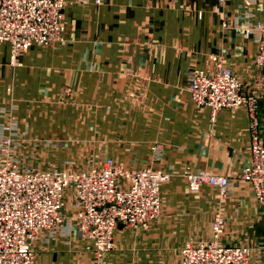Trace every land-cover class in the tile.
Here are the masks:
<instances>
[{
    "label": "crops",
    "instance_id": "1",
    "mask_svg": "<svg viewBox=\"0 0 264 264\" xmlns=\"http://www.w3.org/2000/svg\"><path fill=\"white\" fill-rule=\"evenodd\" d=\"M63 13L62 44L33 45L16 65L10 45L0 44V137L34 143L22 152L42 170L98 167L110 158L172 175L162 186L161 217L148 230L120 224L105 264H178L186 243L211 239L218 191L193 192L187 171L230 178L224 242L254 246L252 262L264 264L263 212L239 177L249 161L248 113L213 117L187 91L190 71L209 70L219 56L243 92L264 101L258 35H245L264 23V0H67ZM73 212L70 192L66 219ZM66 225L42 235L36 264H96L90 245Z\"/></svg>",
    "mask_w": 264,
    "mask_h": 264
},
{
    "label": "built area",
    "instance_id": "2",
    "mask_svg": "<svg viewBox=\"0 0 264 264\" xmlns=\"http://www.w3.org/2000/svg\"><path fill=\"white\" fill-rule=\"evenodd\" d=\"M227 1L217 0L219 6ZM66 4L67 0H0V44L10 45L12 65L19 64L18 58L33 45L49 48L64 43ZM254 31L258 35L255 65L264 90V23L246 29V37ZM243 87L223 59L212 56L209 70L190 71L187 91L194 106L210 109L213 117L222 110L246 109L251 136L249 161L239 177L251 186L264 213V135L260 131L259 98L245 94ZM12 141L1 140L8 150ZM153 150L157 157L161 147ZM16 160L9 151L0 154V264H36L35 245L42 235L55 234L66 224L76 228L90 245L96 264H105V257L115 247V231L120 224L132 231L148 230L161 217L162 186L172 179L171 174L156 168L127 169L110 158L98 167L67 170H42ZM184 178L193 192L203 186L215 188L220 207L211 223V239L186 243L178 264H254V246H230L223 239L228 221L222 206L228 198L230 178L188 171ZM70 192L74 212L66 219Z\"/></svg>",
    "mask_w": 264,
    "mask_h": 264
},
{
    "label": "rangeland",
    "instance_id": "3",
    "mask_svg": "<svg viewBox=\"0 0 264 264\" xmlns=\"http://www.w3.org/2000/svg\"><path fill=\"white\" fill-rule=\"evenodd\" d=\"M4 138H6V137H3V136L0 137V154H1V152H3V151H4V152L9 151L10 154H11V157H12L14 160L18 159V158H19L18 156H21V159L19 158L18 160H16L19 164H23V162L29 164V163L26 161V155H25V153L22 152V149L25 148V150H26V149H28V148L31 147V146H32V148L34 149V148H35V144H34V143L30 144V142H24V141H23V143H18L19 140H16V141H12V143H11V145H10L11 148L8 150L9 147L2 145L1 140L4 139ZM17 141H18V142H17ZM20 142H22V141H20ZM36 165H37V163L34 164L33 166L36 167L37 169H39V166H36ZM29 166H32V165L30 164ZM33 166H32V167H33ZM113 250H114V248H113ZM113 250H112V251H113ZM112 251H111V252H112ZM111 252H109V253H111ZM109 253H108V254H109ZM108 254H107V255H108Z\"/></svg>",
    "mask_w": 264,
    "mask_h": 264
},
{
    "label": "water",
    "instance_id": "4",
    "mask_svg": "<svg viewBox=\"0 0 264 264\" xmlns=\"http://www.w3.org/2000/svg\"><path fill=\"white\" fill-rule=\"evenodd\" d=\"M259 106H260V114L262 115V119L264 120V101L259 100ZM260 229L263 230L264 233V213L262 216L261 224L259 225Z\"/></svg>",
    "mask_w": 264,
    "mask_h": 264
}]
</instances>
